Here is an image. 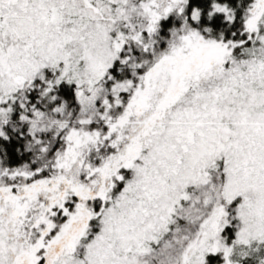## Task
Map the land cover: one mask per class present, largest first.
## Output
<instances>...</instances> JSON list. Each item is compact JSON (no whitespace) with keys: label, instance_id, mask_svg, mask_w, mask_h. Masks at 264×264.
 Listing matches in <instances>:
<instances>
[{"label":"snow or ice","instance_id":"obj_1","mask_svg":"<svg viewBox=\"0 0 264 264\" xmlns=\"http://www.w3.org/2000/svg\"><path fill=\"white\" fill-rule=\"evenodd\" d=\"M0 264H264V0H0Z\"/></svg>","mask_w":264,"mask_h":264}]
</instances>
